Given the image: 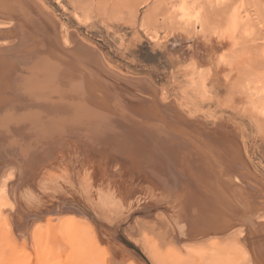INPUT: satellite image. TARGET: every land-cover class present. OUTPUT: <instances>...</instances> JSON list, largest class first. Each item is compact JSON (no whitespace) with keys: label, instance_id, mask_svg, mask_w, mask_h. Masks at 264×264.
I'll list each match as a JSON object with an SVG mask.
<instances>
[{"label":"rangeland","instance_id":"obj_1","mask_svg":"<svg viewBox=\"0 0 264 264\" xmlns=\"http://www.w3.org/2000/svg\"><path fill=\"white\" fill-rule=\"evenodd\" d=\"M19 1L0 0V79L47 91L0 105V264H264V0Z\"/></svg>","mask_w":264,"mask_h":264},{"label":"bare ground","instance_id":"obj_2","mask_svg":"<svg viewBox=\"0 0 264 264\" xmlns=\"http://www.w3.org/2000/svg\"><path fill=\"white\" fill-rule=\"evenodd\" d=\"M14 1V0H13ZM16 1V0H15ZM229 0H221V2H228ZM8 2H10V1H8ZM18 2L19 3H21L19 0H18ZM17 2V3H18ZM22 4V3H21ZM8 6V8H9V5H7ZM24 8V7H23ZM1 9H2V7H1ZM0 9V10H1ZM5 8H3V10H4ZM10 9H11V7H10ZM6 10V9H5ZM8 10V9H7ZM6 10V11H7ZM12 11H13V9H11ZM26 10V9H25ZM27 11V10H26ZM15 12V11H14ZM17 12V11H16ZM28 13V12H27ZM176 17L178 18V20H179V22H181L183 25H185V26H191V25H196V24H198L197 22H200V21H202V19H200V11L196 8V7H192V6H190V5H188V4H184V3H181V4H179V6H178V8H177V10H176ZM17 17H18V19H19V21H22V19H23V17L21 16V15H17V14H15ZM25 16L27 17V15L25 14ZM30 17V15H28V18ZM76 17H77V20H78V22H80V23H85V22H87L88 21V15L87 14H76ZM201 17H202V15H201ZM203 18V17H202ZM30 19V18H29ZM199 19H200V21H199ZM24 20V19H23ZM26 21V20H25ZM48 21V20H47ZM49 22V21H48ZM23 23V22H22ZM21 23V24H22ZM50 23V22H49ZM48 23V24H49ZM25 24V23H24ZM30 24V23H29ZM25 27V26H24ZM29 27V26H28ZM33 27V26H32ZM56 27V26H55ZM25 28H27V27H25ZM57 28V27H56ZM30 29V28H29ZM32 30V29H31ZM34 30H37V29H34ZM37 32H39L38 30H37ZM55 32V31H54ZM40 33V32H39ZM40 34H42V33H40ZM39 34V35H40ZM41 36V35H40ZM44 36V35H43ZM56 36H57V34H56ZM51 38H52V36H51ZM55 40V39H54ZM55 42H56V40H55ZM59 42V41H58ZM57 47V46H56ZM50 49V48H49ZM77 62V61H76ZM75 62V63H76ZM193 66L194 65H192V68H193ZM57 68V67H56ZM44 70L45 69H43L42 68V72H44ZM194 71V70H193ZM193 73V72H192ZM196 73V77L194 76V78H192L191 80H189L190 82H191V85H192V90H193V84H197V85H199V87H200V89L202 90V92H203V94L202 95H206L207 94V92L209 91L208 89H207V85H206V74L205 73H203V69L202 70H199V72H195ZM59 75V74H61L60 75V78L63 80V78H68V80H69V78H70V76L71 75H69V73L65 70V69H60V71L59 72H55L54 71V69H53V71L52 72H50V73H48V76L52 79V81H55L56 80V75ZM191 74V73H190ZM30 76V74L29 75H27L26 76V78L27 77H29ZM47 76V75H46ZM189 77V76H188ZM22 79L23 78H20V80H15L14 78L12 79V80H10V77H8V79L6 80V79H4V78H1L0 79V92H3V91H6L7 93H9V95H4V94H6V93H2V95L0 94V105H1V103L2 102H4L5 104L6 103H8V102H10V104H12V107H14L16 104H25V106L26 107H29L30 106V104H31V102H33V101H35V100H38L37 102H43L44 103V101L41 99V97H43V96H41V94L43 95V93L45 92V91H47V89L46 88H43L42 87V84L40 83V81H35V83H26V80H23V83H25L24 85H22L21 84V82H22ZM25 79V78H24ZM34 79V78H33ZM39 79V78H38ZM188 79H190V78H188ZM64 81V80H63ZM25 85L26 86H28L29 87V91H31L30 92V96H28L27 98H29V103H26L24 100H22V99H20L18 96H17V93H21L24 89H25ZM53 86H56V85H54V84H52ZM196 85V86H197ZM187 86H188V84H187ZM186 86V87H187ZM40 88H41V90H42V92H41V94H40ZM66 88V87H65ZM197 88H198V86H197ZM197 88H195V90L197 89ZM14 89L16 90V92L14 93ZM60 89H62L61 87H60ZM20 90V91H19ZM49 90V89H48ZM189 90V89H188ZM199 90V89H198ZM184 91V90H183ZM187 91V90H186ZM194 91V90H193ZM197 91V90H196ZM200 91V90H199ZM11 92V93H10ZM61 92V91H60ZM199 93V92H198ZM39 94H40V96H39ZM185 94H187V93H185ZM192 94V93H191ZM189 95V94H188ZM192 96L194 97V95L192 94ZM195 96H196V94H195ZM23 97H24V95H23ZM197 97H200V96H198L197 95ZM197 97H194V99L195 98H197ZM203 97V96H202ZM201 97V98H202ZM191 98V97H190ZM192 99V98H191ZM56 100V99H55ZM58 101V100H57ZM190 102V101H189ZM204 102V101H203ZM4 103H2L3 105H4ZM46 103H50V102H47V101H45V104ZM193 103V102H192ZM45 104H42V106H44ZM52 106H54V104H52V103H50ZM37 106V108H38V106L39 105H36ZM40 107V106H39ZM39 109V108H38ZM42 114V113H41ZM28 115V114H27ZM29 115H31V114H29ZM34 116V115H33ZM32 116V117H33ZM36 116V115H35ZM30 117V116H29ZM28 118V117H27ZM193 152V151H192ZM194 159V158H193ZM187 162H189V161H187ZM205 165V164H204ZM204 168H205V166H204ZM14 171H11V172H8L7 173V175H5L3 178H1V180H0V216H4V215H6L7 214V206H8V204H11L10 203V201H8V200H10V199H8L9 198V196H8V194L9 193H7V188H6V186H7V181L8 180H10V179H12L13 178V176H14V173H13ZM187 172V171H186ZM13 205V204H12ZM11 205V206H12ZM13 207V206H12ZM69 221V220H68ZM66 222V220H65V223L66 224H68V226H69V222ZM49 223H51V222H49ZM53 223L54 222H52L51 224L53 225ZM61 223H64V222H61ZM60 223V224H61ZM48 224V223H47ZM54 225H56V223H54ZM53 225V226H54ZM62 225V224H61ZM48 226H51V225H48ZM62 226H64V225H62ZM33 227V226H32ZM47 227V226H46ZM74 227V226H73ZM49 228V227H48ZM52 228V226L49 228V231L51 232V233H54V230L52 231V230H50ZM56 228V227H55ZM66 228H68V227H66ZM66 228L64 227V229L66 230ZM91 228V227H90ZM60 229H61V227H60ZM92 229V228H91ZM10 230V229H9ZM47 230V229H46ZM32 231V230H31ZM56 231V230H55ZM9 232V231H8ZM92 232V231H91ZM31 233V235H32V232H30ZM47 233H49V232H47ZM51 233H49L51 236H50V238L51 239H49V235H48V238H47V235H46V239H49V241H50V249H51V251L53 252H51L50 251V253H52L51 255H53L54 254V256L52 257V258H55V256L57 257V256H59V257H62V256H60L62 253L64 254V252H68L67 253V256L66 257H71L72 255H74V253H75V247L72 245V244H74L75 245V241H73V240H71L72 241V243H71V246H70V248H69V251H65V250H67L68 248L67 247H69L68 245L70 244V242L68 243L67 241H65L64 240V237L62 238L61 236H59L58 237V235H57V238H56V236L55 235H52ZM93 233V232H92ZM4 234V233H3ZM55 234V233H54ZM57 234V233H56ZM67 234V233H66ZM71 234V232L69 231V234L68 235H70ZM9 235V234H8ZM11 235V234H10ZM38 235V234H37ZM40 235V234H39ZM66 236V235H65ZM61 237V238H60ZM10 239H12V238H10ZM41 239H42V237H41ZM71 239V238H70ZM36 240V239H35ZM38 240V239H37ZM43 241H45V240H43ZM49 241H47L48 242V244H49ZM44 243V242H43ZM34 244H35V242H34ZM45 244H47V243H45ZM44 244V245H45ZM33 245V244H32ZM35 246H37L38 247V243H37V245L35 244ZM45 247V246H44ZM48 248H49V246H47ZM38 249V248H37ZM36 249V250H37ZM43 252V251H42ZM45 252V251H44ZM23 253V252H22ZM27 253L28 254H26V256H25V254H23L22 256L23 257H28L29 259H27V258H24V259H27V264H34V263H28L29 262V260L30 261H33V260H35V252L33 251V250H30V251H27ZM40 253V252H39ZM47 253V252H46ZM21 253H19V255H20ZM28 255V256H27ZM50 255V254H49ZM41 256H42V254H41ZM43 257V256H42ZM46 257V256H45ZM150 257V256H149ZM40 258V257H39ZM49 258V257H48ZM51 258V257H50ZM59 259V258H58ZM73 259V258H72ZM75 259V258H74ZM152 259V258H151ZM155 259V258H154ZM19 260V259H18ZM55 260H56V258H55ZM60 261H62V260H60ZM152 261V260H151ZM154 261H156V260H154ZM25 262H26V260H25ZM46 262V261H45ZM58 262V261H57ZM158 262V261H157ZM24 263V262H23ZM153 263V262H152ZM25 264V263H24ZM38 264H40V263H38ZM44 264V263H43Z\"/></svg>","mask_w":264,"mask_h":264}]
</instances>
